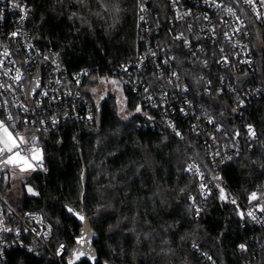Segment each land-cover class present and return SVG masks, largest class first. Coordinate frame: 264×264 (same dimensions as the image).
Returning <instances> with one entry per match:
<instances>
[{
    "label": "trees",
    "instance_id": "trees-1",
    "mask_svg": "<svg viewBox=\"0 0 264 264\" xmlns=\"http://www.w3.org/2000/svg\"><path fill=\"white\" fill-rule=\"evenodd\" d=\"M25 1L32 8L28 29L36 45L57 54L66 81L72 73L83 72L84 88L90 75L120 83V69L147 50L142 39L145 34L168 44L174 60L163 74L152 62L139 74L156 96H160V87H174L170 78L177 74L186 87L181 98L191 100L197 112L205 108L204 116L215 121L214 126L204 121L199 127H207L214 140L203 137L206 130L196 133L192 120L181 116L179 108L170 115L183 137L164 125H149L152 116L159 114L144 107L142 95L130 87L123 89L131 112L127 119L120 117L116 96L109 95L98 104L87 95L96 114L92 124L69 118L46 131L20 124L19 131L28 139L39 138L43 167L23 182L18 198L10 194V168L0 167V192L20 215L39 213L52 233L46 246L12 248L3 264H264V232L246 217L242 219L236 207L242 208L252 192L264 189V93L243 108L242 118L235 107L237 94L264 86V50L257 49L264 21H254L240 0H229L247 18L258 61L255 70L237 64L222 68L211 53L210 64H206L183 40L172 38L175 22L170 20L169 0L150 2L153 24L160 25L158 35H153L154 27L150 32L141 31L140 0ZM207 47L211 49L209 42ZM39 69L44 70L42 77H49L50 67ZM174 99L172 96L171 102ZM247 122L255 126L257 138L243 136ZM217 125L223 128L217 130ZM236 130L241 133L239 142ZM223 145L229 153L239 150L231 153L229 161L217 160L221 161L223 181L212 189L197 214L190 200L198 193L197 177L187 165L196 160L207 171L213 170L211 152H222L218 146ZM26 183L33 186L35 195L25 190ZM220 188L228 199H220ZM69 208L90 223V234L96 237L93 259L89 255L77 259L74 253L84 233L83 224ZM26 240L33 241L29 236ZM61 243L66 251L59 263L52 252Z\"/></svg>",
    "mask_w": 264,
    "mask_h": 264
},
{
    "label": "built area",
    "instance_id": "built-area-1",
    "mask_svg": "<svg viewBox=\"0 0 264 264\" xmlns=\"http://www.w3.org/2000/svg\"><path fill=\"white\" fill-rule=\"evenodd\" d=\"M150 2L151 0H140L141 31L150 32L154 27L155 34L153 35H158L160 25L153 24L150 15ZM169 2L173 11L170 20L175 22L174 32L171 36L176 39L182 33L183 39L176 40H183L186 46L193 51V55L203 57L206 64H210L208 55L211 53L215 62L222 68H230L237 64L243 68L255 70L258 56L250 43L252 33L245 14L236 5L230 3L229 0H178L175 4L173 0H169ZM240 4L254 21L257 23L264 21V6L260 5V0H256L255 10L244 0H240ZM141 7L145 11L141 12ZM25 11H27V18L21 19L25 15ZM31 12L32 8L25 0H0V120L14 125V129L10 128L9 130L15 136L19 133L28 141V144L23 146L25 149L35 147L39 151V159L33 161L31 153L27 157L28 163L35 168L34 171H38L43 167V147L37 136L32 139V141L35 140L33 145L25 133L19 131L20 124L24 127L36 128L38 131H46L55 129L63 120L69 118L92 124L96 114L94 106L87 98L86 88L83 87L84 73L74 72L70 76V81H66L64 66L58 62L57 54L51 55L36 45L28 29ZM257 12L260 13L261 18H257ZM185 13L188 14L185 15ZM141 16L144 17L143 20L140 19ZM236 28H239L240 31L235 32ZM13 32H19L20 35L13 37ZM142 39L146 43L147 50L140 55L137 61L130 62L120 69V83L123 89L130 87L135 93H140L144 107L159 114V117H155L146 112L153 118L149 121V125H164L174 134L179 133L177 136L183 137V132L178 127L175 118L170 115L176 114V110L179 108L178 112L181 116L189 117L188 120H192L191 124L196 133L206 130L203 137L209 136V140H214L213 133L209 132L207 127L205 129H199V127L203 125L204 121L208 122L210 126H214L215 121L210 116H204L205 108L202 107V110L197 112L195 104L191 100L187 97L181 98L186 87L177 74L174 75L175 79L170 78L171 84L174 85L170 89L173 91L160 87V92L158 91L160 96H156L151 89V84L140 76L139 73L146 69L147 62L154 63L155 67L163 74L165 67L174 60V56L169 52L170 46L157 43V36L152 39L145 34ZM208 42L212 50L207 47ZM225 58L228 63L223 62ZM41 66L51 68L49 77H42L41 72L44 70L39 69ZM17 70L21 76L19 81L15 79ZM136 72L138 75L135 74ZM222 81L224 84L226 83L225 79ZM226 86L231 88V84H226ZM263 93L264 86L256 85L236 95L235 107L236 110L241 111V118L243 108ZM172 96H175V103L171 102ZM51 109H54L55 112H51ZM9 114L12 116L11 120L6 119ZM53 120L56 121L55 124L52 123ZM249 125L255 130V138H257L255 126L248 122L244 124L242 134L252 140L255 138L248 134ZM222 128V125H217V130ZM240 134L236 130V142H239ZM218 149L223 150L224 145L223 147L218 146ZM238 150L235 148L230 153L227 150L212 151L211 158L214 167L210 171H207L203 164L196 160L190 161L187 165V169L190 165H194L195 169H198V171H190L197 177L198 193L190 197L195 211L200 209L199 212L196 211L197 214L202 212L204 203L212 189L223 181L220 171L221 161L217 160L223 157L222 162L229 161L232 158L231 153ZM24 154V151H21V155ZM201 184L205 185L203 189L200 187ZM254 192L257 193V201L250 202L249 195L243 202L244 218L246 217L249 222L260 227L264 232V212L259 211L258 207H254V205L264 204V189ZM248 212H253L256 219L253 220L248 216ZM3 228L9 229V231L0 230V264H3L7 252L12 248L25 247L34 250L35 244L46 246L52 233L50 224L39 213L27 212L20 215L0 192V229ZM28 236L33 240L32 242L26 240ZM196 249L199 250L198 247ZM244 250H247L246 246ZM65 251L66 246L61 243L57 251L52 252L59 263H62Z\"/></svg>",
    "mask_w": 264,
    "mask_h": 264
},
{
    "label": "snow or ice",
    "instance_id": "snow-or-ice-1",
    "mask_svg": "<svg viewBox=\"0 0 264 264\" xmlns=\"http://www.w3.org/2000/svg\"><path fill=\"white\" fill-rule=\"evenodd\" d=\"M177 2H178V0H173L174 4L177 3ZM244 2L249 4V5H252L254 10H255L256 0H244ZM260 5L264 6V0H260ZM17 7H19V5H17ZM140 11L143 12V11H145V9L143 7H141ZM229 11H231V9H229ZM187 14L188 13H185V15H187ZM26 18H27V11H25V15L21 19H26ZM257 18H261L259 12H257ZM140 19L143 20L144 17L141 16ZM238 19L239 18L237 17V20ZM234 31L235 32H239L240 29L236 28V29H234ZM18 35H20L19 32H13L12 33L13 37H16ZM225 35H227V34H225ZM176 39H183V34L181 33L179 36L176 37ZM186 43H187V41H186ZM5 55H7V53H5ZM153 55H155V54L153 53ZM165 62H167V61H165ZM223 62L224 63H228L227 58H225V60ZM173 75H175V73H173ZM15 79L17 81H19L21 79L19 70H17V75H16ZM102 82H104V81H102ZM110 83L116 84L117 81L112 80V81H110ZM93 91L95 92L96 89H93ZM146 91H147V89H146ZM45 95H46V93H45ZM241 103H242V101H241ZM137 111H140V109L137 108ZM181 111H183V109H181ZM6 119L7 120H11L12 116L9 114V116ZM52 123L55 124L56 121L53 120ZM10 128L14 129V125L7 124L4 120H0V164H3L5 166H7V165H15V164H17L18 161H23V163L28 168H31L32 166H31V164L28 163L27 157H28L29 153H31V159L33 161L37 160V159H39V156H40L39 151L35 147H32L30 149H25L23 146L27 145L28 141H26L23 136H20L19 133H17L16 136L14 137L13 136V132L9 131ZM248 134H249V136H251L253 138H255V136H256L255 130L252 128L251 125H249V127H248ZM177 135H179V133H177ZM32 143L34 145L35 144V140H33ZM21 151H24V153H25L23 156L21 155ZM229 159H230V157H229ZM24 170H26V169L24 167H22L21 171H24ZM187 170L188 171H198V169H195L194 165H190ZM217 179H219V177H217ZM200 187H201V189H203L205 187V185L201 184ZM28 191L30 193L34 194V195L36 194V193L33 192V190L31 188H29ZM219 191H220V199L221 200L228 199V197L226 196L225 191H224L223 188H220ZM249 200H250V202L257 201L258 200L257 193L256 192H252L250 194V196H249ZM231 202L233 204H235V200H232ZM254 207H258L259 211L264 212V204H261L259 206L254 205ZM68 211L70 213H72L73 215H77L78 218L80 220H82V221L85 219L84 216L79 215L78 213H76L71 208H69ZM196 211L199 212L200 209H196ZM239 214H240L241 218H243L245 216L244 212H240ZM247 215L250 216L253 220L256 219V216L254 215L253 212H248ZM0 230L9 231V229H7V228H3V229H0ZM77 243H84L83 238L81 240H78ZM240 248L242 250H244L245 246L244 245H240ZM80 255H84V253L80 252L77 255V259H79Z\"/></svg>",
    "mask_w": 264,
    "mask_h": 264
},
{
    "label": "rangeland",
    "instance_id": "rangeland-1",
    "mask_svg": "<svg viewBox=\"0 0 264 264\" xmlns=\"http://www.w3.org/2000/svg\"><path fill=\"white\" fill-rule=\"evenodd\" d=\"M257 49L258 51L264 50V31L258 34L257 37ZM104 81V82H102ZM112 80H105L97 77L95 75H90L89 80L86 84V90L90 93V95L96 103H100L104 98L109 95L116 96L118 98V106H119V114L123 119H127L131 116V112L129 111L126 99L123 94V87L121 83L117 81L116 84L110 83ZM93 89H96L94 92ZM10 131V130H9ZM15 137V135L13 134ZM23 163V161H22ZM24 164V163H23ZM22 164L17 162L15 165H7L6 167L10 168V174L12 176V189L10 194L14 198L20 197L22 193V185L25 180H27L34 172V167L28 168L25 166H21ZM5 166L0 164V167ZM24 167L26 170L21 171V168ZM31 188L35 193L33 186L30 183H26L25 190ZM31 194V193H30Z\"/></svg>",
    "mask_w": 264,
    "mask_h": 264
},
{
    "label": "water",
    "instance_id": "water-1",
    "mask_svg": "<svg viewBox=\"0 0 264 264\" xmlns=\"http://www.w3.org/2000/svg\"><path fill=\"white\" fill-rule=\"evenodd\" d=\"M85 177H86V173H84V186L86 185ZM236 207L239 210V213L243 212V209L240 206L236 205ZM74 216L79 220V222L83 224L82 231L84 233V235L81 238H79V240L83 238L84 243H78L79 245L75 247L74 253L78 255L80 252H83L84 255H89L93 259L95 258V255H96L95 248L93 247L96 237L90 234V223L87 220L86 216H84L85 219L83 221L80 220L77 215H74ZM242 219H244V217Z\"/></svg>",
    "mask_w": 264,
    "mask_h": 264
},
{
    "label": "crops",
    "instance_id": "crops-1",
    "mask_svg": "<svg viewBox=\"0 0 264 264\" xmlns=\"http://www.w3.org/2000/svg\"><path fill=\"white\" fill-rule=\"evenodd\" d=\"M86 92H87L88 94H90L87 90H86ZM18 162L22 164L21 166H25V167H27L25 164L22 163V161H18Z\"/></svg>",
    "mask_w": 264,
    "mask_h": 264
}]
</instances>
